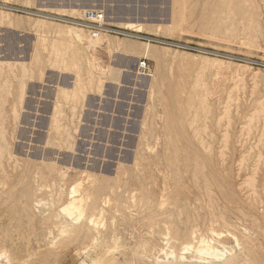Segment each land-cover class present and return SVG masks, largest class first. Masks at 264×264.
<instances>
[{
	"label": "rangeland",
	"instance_id": "rangeland-1",
	"mask_svg": "<svg viewBox=\"0 0 264 264\" xmlns=\"http://www.w3.org/2000/svg\"><path fill=\"white\" fill-rule=\"evenodd\" d=\"M84 9L100 13L101 21L88 20ZM263 22L264 0H0V62L7 74L0 76V264H264ZM200 98L210 112L200 114L195 129L180 132L174 123L191 116ZM195 168L196 185L188 182ZM174 172L183 174L188 196H181ZM248 180L252 189L243 185ZM162 188L178 194L156 212L149 205ZM79 196L84 212L77 223L76 214L59 210ZM198 237L210 238L212 253L222 255L182 251Z\"/></svg>",
	"mask_w": 264,
	"mask_h": 264
},
{
	"label": "bare ground",
	"instance_id": "bare-ground-1",
	"mask_svg": "<svg viewBox=\"0 0 264 264\" xmlns=\"http://www.w3.org/2000/svg\"><path fill=\"white\" fill-rule=\"evenodd\" d=\"M249 2V0H240V4H247ZM217 4V3H216ZM1 6H7V5H5V4H1ZM41 7V6H40ZM45 7V6H44ZM216 7H217V5H216ZM80 8V7H79ZM47 9V8H46ZM77 9V8H76ZM218 9V8H217ZM82 12V11H81ZM84 17L85 16H90L91 17V14H92V12H93V10H85L84 9ZM88 12V13H87ZM89 12H91L90 14H89ZM216 12H217V10H216ZM86 13V14H85ZM224 13V12H223ZM42 14V13H41ZM222 14V13H221ZM223 20V19H222ZM260 20V19H259ZM73 21V23L72 24H74V25H77V26H79V25H81V24H83V22H81V23H79L80 21H75V20H72ZM264 23V22H263ZM261 24V23H260ZM131 25V24H130ZM130 25L129 24H126L125 26L126 27H130ZM261 26H262V24H261ZM73 27V26H72ZM97 28H99V31H105L107 28L106 27H102V26H99V27H97ZM246 28V27H245ZM70 29V28H69ZM79 29H81V28H79ZM73 31H75V33H79V30H76V29H72ZM71 30V31H72ZM108 30V29H107ZM248 30V29H247ZM264 31V30H263ZM222 32V31H221ZM68 33H69V30H68ZM104 33V32H103ZM100 33H95V35L93 36V37H95V38H99V35ZM73 35H74V33H73ZM105 35V34H104ZM75 36H77V34H75ZM74 36V37H75ZM83 38V37H82ZM77 39V38H76ZM87 40V39H86ZM88 40H89V38H88ZM92 41H93V39H92ZM95 41V40H94ZM98 41V40H97ZM97 41H95L94 42V45H96L95 43H99V42H97ZM81 42V41H80ZM264 42V41H263ZM89 45V44H88ZM90 45H92V42L90 41ZM85 46V45H84ZM147 46V45H146ZM11 62V61H10ZM9 62V63H10ZM17 62V61H16ZM1 63V62H0ZM3 63H4V60H3V62L0 64V66H1V68H0V76H4V75H7V74H5L4 72H3V70H2V67H3ZM41 65H42V63H40ZM45 64V63H44ZM218 64V63H217ZM23 66H24V63L22 64ZM222 65V64H221ZM44 66V65H43ZM8 67V66H7ZM24 69H25V67H23ZM29 69V68H28ZM38 70H40V71H42L41 69H38ZM23 71V70H22ZM44 71V70H43ZM9 72V75L10 76H12V77H16V75H17V73H16V71L15 70H10V71H8ZM26 72V69L24 70V72H22L21 73V75L23 74V73H25ZM30 72H31V70H30ZM38 72V71H37ZM27 73V72H26ZM216 74V73H215ZM23 76L24 77H26L27 78V75L25 74H23ZM23 76H21L22 78H23ZM32 76V75H31ZM217 77V76H216ZM30 78H32V77H30L29 76V80H30ZM28 79V78H27ZM28 80V81H29ZM98 82V81H97ZM197 82V81H196ZM23 83V82H22ZM31 83H32V81H31ZM39 83V82H38ZM99 83V82H98ZM43 84V83H42ZM46 84V83H45ZM194 84H196V83H194ZM39 85V84H38ZM196 86V85H195ZM8 91H9V88H12V85L11 84H9L8 83ZM17 87V86H16ZM201 87H204V86H201ZM23 88H24V85H23ZM23 88L19 91V92H22V90H23ZM19 89V88H18ZM39 89V88H38ZM17 90V89H16ZM11 89H10V91H9V93H11ZM24 91H25V89H24ZM206 91V90H205ZM5 92V89L4 88H2L1 90H0V119L1 120H3L4 119V113H3V110H2V106H3V104L5 103V99H4V96H2V94ZM28 92V91H27ZM204 93H206V92H204ZM38 94V93H37ZM42 94V93H41ZM22 95H23V93H22ZM226 95H227V93H226ZM21 95H19V97H20ZM23 97V96H22ZM21 97V98H22ZM9 98V97H8ZM217 98V97H216ZM11 99V98H10ZM36 99V98H35ZM19 100H21V99H19ZM18 100V101H19ZM45 100V99H44ZM21 102V101H20ZM23 103V102H22ZM22 103H19V104H22ZM44 104H46V103H44ZM48 104V103H47ZM12 105H16V104H12ZM40 105V104H39ZM149 105V104H148ZM221 105H223V104H221ZM19 106V105H18ZM26 106V105H25ZM48 106V105H47ZM13 107H15V106H12V108ZM24 107V106H23ZM145 107H146V104H145ZM17 109H18V107H16ZM14 109V108H13ZM12 109V110H13ZM25 108H23V110H24ZM49 109V108H48ZM11 110V113H13L16 109H14L13 111ZM193 110V109H192ZM22 112H26V111H22ZM210 112V110H209V105L207 104V101L204 99V98H200L199 99V105H198V107H196V108H194V112H193V114L191 115V116H189L190 115V113H188L187 115H186V117L184 118V119H182V117H181V119H180V121H177L176 123H174V125L173 126H176L177 128H179V130H180V132H182V131H184V127H187L188 128V130H190V129H195L194 128V126L196 125L197 126V124H198V118H199V116H200V114H202V113H204V115H207V113H209ZM224 112V111H223ZM222 112V113H223ZM228 112V111H227ZM15 113H16V111H15ZM18 113H20V112H18ZM32 113V112H31ZM39 113V112H38ZM225 114V116L224 117H226V111L224 112ZM14 114V113H13ZM43 114V113H42ZM15 115V114H14ZM16 115H18V114H16ZM21 115V114H20ZM223 115V114H222ZM221 115V116H222ZM229 115H230V113L228 114V117H229ZM220 115L218 116L219 117V119H221L222 117H221ZM206 117V116H205ZM205 117H203V123H204V121H205ZM218 117L216 118V119H218ZM227 117V118H228ZM17 118V117H16ZM209 118H210V116H209ZM13 119V118H12ZM18 119V118H17ZM17 119H15V120H17ZM226 119V118H225ZM263 119V118H262ZM15 120H13V122L15 121ZM31 120V119H30ZM207 120V119H206ZM227 120V119H226ZM229 120V119H228ZM150 121V120H149ZM264 121V120H263ZM261 122V123H264V122ZM201 122V124H203ZM255 122H257V118H256V121ZM227 123H228V121H227ZM204 124H206V123H204ZM203 124V125H204ZM218 120H217V122H216V125L218 126ZM258 124V123H257ZM13 125H15V123L13 124ZM18 125V124H17ZM169 125V124H168ZM207 125V124H206ZM205 125V126H206ZM226 125H228V124H226ZM226 125H224V126H226ZM263 125V124H262ZM19 126H20V124H19ZM25 126H27V125H25ZM165 126V125H164ZM3 127V126H2ZM220 127V126H219ZM263 127H264V125H263ZM22 128V127H21ZM56 128V127H55ZM171 128V127H170ZM202 128V127H201ZM205 128V127H204ZM207 128V127H206ZM18 129H20L19 127H18ZM26 129V127L24 128V130ZM198 129H200L199 128V126H198ZM208 129V128H207ZM228 129V128H227ZM262 129H264V128H262ZM23 130V131H24ZM2 131V130H1ZM21 131V130H20ZM22 131V132H23ZM51 131V130H50ZM173 131V130H172ZM198 131V130H197ZM196 131V132H197ZM41 132V131H40ZM39 132V133H40ZM201 132V131H200ZM202 132H204V130L202 129ZM264 132V131H263ZM263 132H262V134H263ZM3 133V132H2ZM14 133V132H13ZM222 133V132H221ZM6 134V133H5ZM22 134V133H21ZM20 134V135H21ZM65 134H69L68 132H65ZM195 134V133H194ZM197 134H199V133H197ZM204 134V133H203ZM210 134V133H209ZM223 134V133H222ZM224 134H226V133H224ZM223 134V135H224ZM228 134V133H227ZM227 134H226V137L225 136H223L222 137V139H225L226 138V141H227V139H228V137H227ZM3 135V134H2ZM1 135V136H2ZM210 135H212V134H210ZM11 137H13V135H11ZM196 137V136H195ZM202 137V136H201ZM207 138V137H206ZM2 139H4L3 137H2ZM19 139V138H18ZM64 139L66 140V138L64 137ZM200 139H202V138H200ZM199 139V140H200ZM221 139V138H220ZM55 140V139H54ZM65 140H63V141H65ZM184 140V139H183ZM239 140V139H238ZM259 140H261V139H259ZM2 141V140H1ZM12 141V140H11ZM56 141V140H55ZM14 142V141H13ZM66 142H67V140H66ZM223 142H225L224 140H223ZM223 142H221L222 144H223ZM6 143V142H5ZM18 143H20V142H18ZM17 143V144H18ZM227 143V142H226ZM200 144V143H199ZM201 144L203 145L204 143L203 142H201ZM5 145V144H4ZM13 145V144H12ZM20 144H18V146H19ZM27 145V144H26ZM50 145V144H49ZM210 145V144H209ZM227 145V144H226ZM3 146V145H2ZM13 146H15V145H13ZM21 146L22 145H20V148H21ZM35 146V145H34ZM200 146V145H199ZM24 147H26V146H24ZM179 147V146H178ZM196 147V146H195ZM1 148V147H0ZM18 148V147H17ZM23 148V147H22ZM34 148V147H33ZM37 148H38V146H37ZM36 148V149H37ZM44 148V147H43ZM42 148V149H43ZM208 147H206V149H207ZM245 148V147H244ZM4 149V148H3ZM32 149V148H31ZM31 149H29L28 148V150H30L31 151ZM39 149H41V148H39ZM41 149V150H42ZM148 149V148H147ZM203 149V148H202ZM206 149H205V151H206ZM251 149V147H249V151H251L250 150ZM20 150V149H19ZM44 150V149H43ZM61 151H62V149H60ZM195 150H198L197 148L195 149ZM211 150V149H210ZM216 150V149H215ZM224 150V149H223ZM223 150H221L222 152H223ZM225 150H227V149H225ZM36 151V150H35ZM39 151V150H38ZM209 151V150H208ZM22 152V151H21ZM29 152V151H28ZM27 152V153H28ZM32 152H34V149H33V151ZM166 152H167V150H166ZM198 152H199V150H198ZM219 152V151H218ZM222 152H220L222 155H224ZM1 153V152H0ZM31 153V152H30ZM39 153L40 152H38V155H39ZM48 153H49V151H48ZM176 153V152H175ZM210 153H211V151H210ZM16 154V153H15ZM18 154V153H17ZM208 154H209V152H208ZM1 155V154H0ZM250 155V154H249ZM2 156V155H1ZM28 156V155H27ZM32 156V155H31ZM220 157H222L221 155H219ZM225 156V155H224ZM223 156V157H224ZM260 157L261 155L259 154V155H257V157ZM14 157V156H13ZM29 157V156H28ZM42 157V156H41ZM40 157V158H41ZM220 157H219V159H220ZM226 157V156H225ZM249 157V156H248ZM259 157H258V161H259ZM65 158V157H64ZM243 158V157H242ZM2 159V158H1ZM43 159H45V158H43ZM166 159V158H165ZM223 159V158H222ZM222 159H221V161H222ZM255 159H256V157H255ZM10 160V159H9ZM46 160V159H45ZM51 160V159H50ZM55 160V159H54ZM196 160V159H195ZM194 160V161H195ZM261 160V159H260ZM41 161V160H40ZM44 161V160H43ZM232 161V160H231ZM241 157H240V164H241ZM243 161H245L244 159H243ZM252 161V160H251ZM10 162V161H9ZM187 162V161H186ZM238 162V161H237ZM236 162V163H237ZM262 162V161H261ZM1 163V162H0ZM16 163H17V161H16ZM20 163V162H19ZM239 163V162H238ZM246 163V162H245ZM249 163V162H248ZM256 163H259V162H256ZM13 164V163H12ZM64 164V163H63ZM178 164H179V162H178ZM177 164V165H178ZM192 164V163H191ZM190 164V165H191ZM208 164V163H207ZM223 164V163H222ZM239 164V165H240ZM262 164V163H261ZM7 165V164H6ZM17 165V164H16ZM35 165V164H34ZM210 165V164H209ZM235 165V164H234ZM257 165V164H256ZM8 166H9V164H8ZM185 166V165H184ZM189 166V165H188ZM208 166V165H207ZM4 167H5V164H4ZM28 168H29V166H27ZM169 167V166H168ZM256 167H259L258 165L257 166H255V169H256ZM2 168V167H1ZM18 168H19V166H18ZM28 168H27V170H28ZM159 168V167H158ZM65 169V168H64ZM63 169V170H64ZM127 169V168H126ZM152 169V168H151ZM209 169H211V168H209ZM222 169V168H221ZM238 169H240V168H238ZM255 169L253 170L254 171V173L256 172L255 171ZM27 170H25L26 172H27ZM258 170V169H257ZM7 171H8V169H7ZM32 171V170H31ZM151 171V170H150ZM239 171H241V170H239ZM253 171H251V172H253ZM4 172V171H3ZM127 172H128V170H127ZM179 172V171H178ZM178 172H174V176H175V182H176V185H178V189L180 190V194H182L181 196H188L189 195V193H190V186L188 187V189L187 188H185L186 186L184 185V183H183V174H178ZM203 172H205L204 170H203ZM251 172H249V173H251ZM30 173V175H29V177L31 176V172H29ZM199 173V171L198 170H196V168L194 169V172H192V174L190 175V178L188 179V182H191V183H195V185L197 184V182H198V174ZM213 173V172H212ZM214 173H216V172H214ZM213 173V174H214ZM246 173V172H245ZM254 173H253V175H254ZM4 174V173H3ZM26 174H28V173H26ZM58 174V173H57ZM83 174V173H82ZM85 174V173H84ZM178 174V175H177ZM222 174V173H221ZM103 175V174H102ZM177 175V176H176ZM215 175V174H214ZM250 175V174H249ZM253 175H252V177H253ZM255 175H256V173H255ZM28 176V175H27ZM141 176V175H140ZM188 176V175H187ZM216 176V175H215ZM26 177V176H25ZM35 177H36V175H35ZM247 177H248V175H247ZM251 177V180H253V183H255V181H254V179ZM202 178L205 180V176H202ZM219 178V177H218ZM249 178V177H248ZM14 179V178H13ZM22 179H23V177H22ZM35 179V178H34ZM81 179V178H80ZM86 179V178H85ZM108 179H110V178H107L106 180H108ZM36 180V179H35ZM103 180H104V178H103ZM113 180V179H112ZM204 180H202L203 181V183H207L206 182V180L204 181ZM249 180H250V178H249ZM248 180V182H246V181H243L242 183H243V185L245 184V185H247L248 187L247 188H250L251 186L253 187L254 185L252 184V182H250ZM14 181V180H13ZM48 181V180H47ZM87 181V180H86ZM91 181H93V180H91ZM220 181H222V180H220ZM28 182V181H27ZM49 182V181H48ZM84 182H85V180H84ZM90 182V181H89ZM50 183V182H49ZM51 183H52V181H51ZM76 184H80V181H78V183H77V181L75 182ZM106 184H107V182H105ZM125 183V182H124ZM223 183V182H222ZM221 183V184H222ZM250 183L252 184V185H250ZM21 184V183H20ZM35 184V183H34ZM189 184V183H188ZM210 184V183H209ZM220 184V185H221ZM249 184V185H248ZM24 185H25V182H24ZM24 185H22V188H23V186ZM73 185H75V184H73ZM108 185V184H107ZM190 185V184H189ZM212 185V184H211ZM223 185V184H222ZM1 186V185H0ZM20 186V185H19ZM41 186H42V184H41ZM52 186H53V184H52ZM56 186H58L57 185V183H56ZM64 186V185H63ZM100 186V185H99ZM104 186V185H103ZM125 186V185H124ZM226 185L224 184V187H225ZM238 186H242V185H238ZM4 187V186H3ZM43 187H44V185H43ZM73 187V189H75L74 188V186H72ZM71 186H70V188H72ZM76 187H78L79 188V185L77 186L76 185ZM85 187V186H84ZM163 187V186H162ZM252 187H251V189H252ZM36 188V187H35ZM39 188V187H38ZM69 188V190H71ZM106 188V187H105ZM236 188H238V187H236ZM42 189V188H41ZM46 189H47V187H46ZM60 189V188H59ZM201 189V188H200ZM210 188L208 187V185L206 184V185H204V189H203V191H204V194H206V196H208V199H209V201H211V200H213L212 199V197H211V192L212 191H210L209 190ZM241 189H242V187H241ZM246 189V188H245ZM254 189V188H253ZM21 190V189H20ZM76 190V189H75ZM75 190H73L74 192H75V194L77 193L78 194V192H76ZM103 190H105V189H103ZM124 191H126L125 190V187H124V189H123ZM154 190L155 189H148L147 188V190L146 191H149V192H147L148 194H155V192H154ZM212 190V189H211ZM228 190V188H226V191ZM255 190V189H254ZM254 190H250V192L249 193H252V196H253V194H257V193H254V192H256V191H254ZM38 191V190H37ZM48 191V190H47ZM46 191V192H47ZM72 191V190H71ZM71 191H68V192H71ZM72 191V192H73ZM118 191V190H117ZM124 191H122V193H124ZM193 191V190H192ZM201 191V190H200ZM244 191V190H243ZM252 191H254V192H252ZM43 192H45V191H43ZM45 192V193H46ZM58 192V191H57ZM102 192H104V191H102ZM160 192V193H159ZM158 193L159 194H157V202L155 203V204H150L149 206L150 207H154L155 209H156V212H158V209L156 208V206L160 209V210H163L162 208H164V206H165V203H164V199H172V198H175L176 196H177V192L176 191H171V189H169V188H162L160 191H159ZM214 192V191H213ZM212 192V193H213ZM262 192V191H261ZM94 193H95V190H94ZM132 193V192H131ZM202 193V192H201ZM230 194H231V192H229ZM248 193V192H247ZM71 194V193H70ZM69 194V195H70ZM125 194H126V192H125ZM145 194V193H144ZM143 194V195H144ZM215 194H216V192H215ZM245 194V193H244ZM15 195V194H14ZM102 195V194H101ZM100 195V196H101ZM122 195H124V194H122ZM133 195V194H132ZM245 195H247V194H245ZM244 195V196H245ZM71 196V195H70ZM231 196V195H230ZM249 197H250V195H248ZM12 197H13V195H12ZM14 197H16V195L14 196ZM13 197V198H14ZM45 197H47L46 195H45ZM215 197H216V195H215ZM235 197V196H234ZM79 198H80V196H79ZM77 198L78 200H79V202L78 203H76V204H74V202L76 201V199L74 200V198H72V199H70V201L68 202L67 201V203L62 207V208H60L59 206H58V209L60 208L61 210H59L60 212L62 211L65 215H67V216H69V217H72V216H74L75 214V216H76V218H77V223H78V219L79 218H81L82 216H83V212H84V210H83V208L84 207H82L79 203L82 201V198ZM87 198V197H86ZM93 198H94V196H93ZM92 198V199H93ZM102 198H103V196H102ZM106 198H107V196H106ZM122 198V197H121ZM257 198H258V196H257ZM15 199V198H14ZM108 199V198H107ZM107 199H106V201L105 202H107ZM118 199H120V197L118 198ZM124 199V198H123ZM131 199H133V198H131ZM160 199V200H159ZM236 199L238 200V198L236 197ZM259 199V198H258ZM5 200H7V199H5ZM12 200V202H13V199H11ZM159 200V201H158ZM173 200V199H172ZM176 200H178V198L176 199ZM247 200H249L248 198H247ZM252 200H254L253 198H252ZM87 201V200H86ZM218 201V200H217ZM239 201V200H238ZM255 201V200H254ZM42 202H44V201H42ZM83 202V201H82ZM81 202V203H82ZM131 202H133V200H131ZM260 202V201H259ZM35 203V202H34ZM38 204L37 205H39V202H37ZM40 203H41V201H40ZM47 203V202H46ZM58 203V202H57ZM102 203V202H101ZM212 203V202H211ZM241 203V202H240ZM255 203V202H254ZM209 204H210V202H209ZM216 204V203H215ZM43 205V204H42ZM85 205H86V203H85ZM104 205V204H103ZM105 205H106V203H105ZM193 205V204H192ZM195 205V204H194ZM203 205H204V202H203ZM212 205V204H211ZM217 205V204H216ZM242 205V204H241ZM248 205V204H247ZM260 205V204H259ZM185 206V205H184ZM208 206V205H207ZM206 206V207H207ZM37 207V206H36ZM198 207V206H197ZM249 207V206H248ZM6 208V207H5ZM193 208V207H192ZM214 208V207H213ZM234 208V207H233ZM240 208H242V206L240 207ZM251 208V207H250ZM113 209V208H112ZM195 209V208H194ZM261 208H259V210H260ZM35 210H36V208H35ZM121 210V209H120ZM152 210V209H151ZM204 210V209H203ZM211 210V209H210ZM214 210V209H213ZM101 211V210H100ZM104 211V210H103ZM154 211V210H153ZM194 211V210H193ZM241 211V210H240ZM255 211V210H254ZM61 212V213H62ZM91 212V211H90ZM204 212H206V211H204ZM243 212L245 213V211L243 210ZM247 212V211H246ZM43 213V212H42ZM62 213V214H63ZM100 213H102V212H100ZM99 213V214H100ZM219 213H220V211H219ZM254 213H256V212H254ZM106 214V213H105ZM147 214V213H146ZM192 214V213H191ZM195 214H197L196 212H195ZM205 214V218H206V213H204ZM210 214V213H209ZM248 214V213H247ZM50 215V214H49ZM102 215V214H101ZM101 215H99V218H98V216H97V220L99 219V222H100V216ZM193 215V214H192ZM220 215H222V214H220ZM245 215H246V213H245ZM181 216V215H180ZM194 216V215H193ZM213 216V215H212ZM229 216V215H228ZM92 217V216H91ZM90 217V220H89V222L91 223V221H92V218ZM210 217V216H209ZM214 217V216H213ZM222 217H223V215H222ZM44 218V217H43ZM171 218V217H170ZM182 218V217H181ZM204 218V219H205ZM225 218V217H224ZM223 218V219H224ZM17 219V218H16ZM88 219H89V217H88ZM175 219V218H174ZM183 219V218H182ZM239 219H241V217L239 218ZM250 219V218H249ZM72 220H73V218H72ZM76 220V219H75ZM103 220V219H102ZM101 220V222H103ZM113 220V219H112ZM111 220V221H112ZM121 220V219H120ZM131 220V219H130ZM259 220V219H258ZM257 220V221H258ZM74 221V220H73ZM84 221H85V219H84ZM88 221V220H87ZM93 221H96V219L95 220H93ZM202 221V220H201ZM225 221V220H224ZM245 221V220H244ZM253 221H255V220H253ZM260 221V220H259ZM11 222V221H10ZM98 222V221H97ZM195 222V221H194ZM227 222V221H226ZM261 222V221H260ZM76 223V222H75ZM77 223H76V225H77ZM138 223V222H137ZM188 223V222H187ZM202 223V222H201ZM216 223H217V221H216ZM216 223H214L213 222V224H216ZM225 223V222H224ZM8 224V223H7ZM6 224V225H7ZM93 224H95L94 222H93ZM98 224V223H97ZM97 224H95V225H97ZM103 224V223H102ZM209 224V223H208ZM218 224V223H217ZM222 224V223H221ZM229 224V223H228ZM233 224V223H232ZM59 225H62V224H59ZM94 225V226H95ZM114 225V224H113ZM127 225V224H126ZM202 226H204L203 224H201ZM207 225V224H206ZM210 225H212L211 223H210ZM225 226H226V224H224ZM248 225V224H247ZM261 225V224H260ZM263 225V224H262ZM62 226H64V225H62ZM150 226V225H149ZM148 226V227H149ZM217 226V225H216ZM259 226V225H258ZM66 227V226H65ZM82 227V226H81ZM86 227H89V226H86ZM113 227V226H112ZM152 227V226H151ZM150 227V228H151ZM204 227H206V226H204ZM209 227H211V226H209ZM213 227V226H212ZM228 227V226H227ZM54 228H55V226H54ZM101 228V227H100ZM180 228H181V226H180ZM200 228V227H199ZM203 228V227H202ZM201 228V229H202ZM51 229V228H50ZM61 229V228H60ZM62 229H64V230H66L64 227L62 228ZM61 229V230H62ZM81 229V228H80ZM102 229H104V228H102ZM152 229V228H151ZM205 229V228H204ZM214 229V228H213ZM61 230H59V233L61 232ZM77 230V229H76ZM160 231L161 230H166V231H169V230H171V227H161L160 229H159ZM216 230V228L214 229V231ZM225 230H227V228L225 229ZM235 230V229H234ZM37 231V230H36ZM81 231V230H80ZM88 231V230H87ZM106 231V230H105ZM150 231V230H149ZM63 232V231H62ZM143 232V231H142ZM184 232V231H183ZM200 232V231H199ZM202 232V231H201ZM207 232H209V231H207ZM211 232V231H210ZM227 232V231H226ZM230 232V231H229ZM4 233V232H3ZM66 234V232H63V234ZM98 233V232H97ZM132 233V232H131ZM145 233V232H144ZM189 233L192 235L193 233H192V230L191 229H189ZM205 233V232H204ZM219 233H220V231H219ZM219 233H216L217 235H215V237H217L218 235L219 236H221V234H219ZM233 233V232H232ZM62 234V233H61ZM127 234H128V232H127ZM202 234V233H201ZM212 234H214V233H212ZM226 234H230V233H226ZM235 234V233H234ZM256 234V233H255ZM80 235H81V232H80ZM113 235V234H112ZM132 235V234H131ZM167 234H165V236H166ZM223 235H225L224 233H223ZM222 235V236H223ZM231 235H233V234H231ZM230 235V236H231ZM236 235V234H235ZM59 236H61V235H59ZM91 236V235H90ZM99 236V235H98ZM98 236H97V238H98ZM130 236V235H129ZM157 236V235H156ZM164 236V235H163ZM164 236V237H165ZM194 236H195V238L197 237V234H195L194 233ZM245 236V235H244ZM1 237V236H0ZM51 237H52V235H51ZM80 236H78L77 238H79ZM85 237H86V239H87V237L88 236H86V233H85ZM113 237V236H112ZM131 237V236H130ZM129 237V238H130ZM138 237V236H137ZM162 237V236H161ZM167 237V236H166ZM193 237V236H192ZM214 237V238H215ZM253 237V236H252ZM93 239H94V235H93V237H92ZM96 238V237H95ZM103 238V237H102ZM109 238V237H108ZM111 238V237H110ZM132 238V237H131ZM130 238V239H131ZM139 238V237H138ZM198 238H200V237H198ZM202 238V237H201ZM200 238V240H199V242H198V244L197 245H195V244H192L191 243V241H185L183 244L184 245H182V246H180V248L182 249H184L185 250V252H186V250L187 249H191V248H193V251L196 253V254H201V255H203L204 257L207 255V254H210L211 256H213L214 255V258L215 259H217V258H219L218 256H219V254H221V251H220V253H218L217 254V249H215L214 247V249L217 251V252H215V250L213 251V252H215L216 254H214V253H212V249H211V247H210V245L208 244V242L209 241H211L210 240V238H209V241L207 240V242L204 240L205 238H202L201 239ZM47 239V238H46ZM57 239V238H56ZM89 239V238H88ZM93 239H92V241H93ZM99 239V238H98ZM113 238H111V240H112ZM118 239V238H117ZM194 239V237L192 238V240ZM213 239V238H212ZM228 239H230V238H228ZM232 239H235L234 237L232 238ZM82 240H85V238H83ZM106 240V239H105ZM131 240H133V239H131ZM215 240V239H214ZM245 240V239H244ZM53 241H55V239L53 240ZM91 241V242H92ZM96 241V240H95ZM95 241H93V242H95ZM127 241V240H126ZM175 241V240H174ZM173 241V242H174ZM193 241H196V240H193ZM90 242V243H91ZM92 242V243H93ZM98 242V241H97ZM100 242V241H99ZM133 242V241H132ZM135 242V241H134ZM164 242H166V240L164 241ZM236 241H234V243H235ZM53 243V242H52ZM91 243V244H92ZM125 243V242H124ZM211 243H212V241H211ZM210 243V244H211ZM223 243H224V241H223ZM23 244H24V242H23ZM96 244V243H95ZM100 244V243H99ZM93 245H94V243H93ZM97 245V244H96ZM109 245V244H108ZM159 245V244H158ZM167 245V244H166ZM181 245V244H180ZM212 245V244H211ZM234 245H236V244H234ZM99 246V245H98ZM103 246V245H102ZM144 246V245H143ZM220 246V245H219ZM101 247V246H100ZM113 247H116V245L115 246H113ZM129 247V246H128ZM236 247H237V245H236ZM235 247V248H236ZM12 248V247H11ZM32 248V247H31ZM94 248H95V246H94ZM134 247H132V249H133ZM164 248H166V246L164 247ZM87 249H89L88 247H87ZM87 249H84V250H87ZM93 249V248H92ZM91 249V251L93 252V250ZM96 249V248H95ZM106 249V248H105ZM118 249V248H117ZM120 249V248H119ZM182 249V251H184ZM220 249V248H219ZM223 249V248H222ZM230 249V248H229ZM237 249H238V247H237ZM4 250V249H3ZM110 250H111V248H110ZM115 250V249H114ZM131 250V249H130ZM160 251H161V249H159ZM231 250V249H230ZM1 251V250H0ZM113 251V250H112ZM116 251V250H115ZM182 251H180L181 253H182ZM223 251H225L224 249H223ZM238 251V250H237ZM1 252H3V251H1ZM105 252V251H104ZM107 252H109L108 250H106V255H108L109 253H107ZM111 252V251H110ZM130 252H132V251H130ZM163 251H161V253H162ZM227 252V251H226ZM231 252H232V250H231ZM94 253H95V250H94ZM129 253V252H128ZM135 253V252H134ZM152 253V252H151ZM157 253V252H156ZM173 253V252H172ZM170 254L169 252L167 253V254H169V256H171L172 257V259H173V254ZM206 253V254H205ZM223 253V252H222ZM0 254H2V253H0ZM30 254V253H29ZM90 254V253H89ZM92 254V253H91ZM231 254H233V253H230L229 254V257H228V259L230 258V255ZM141 255V254H140ZM159 255V254H158ZM222 255V254H221ZM2 256V255H1ZM7 256V255H6ZM5 256V259L4 260H7L6 257ZM104 256V255H103ZM118 256H120L119 254L117 255V257ZM162 256V255H161ZM166 256V255H165ZM164 256V257H165ZM202 256V257H203ZM208 256V259H209V255H207ZM206 256V257H207ZM210 256V257H211ZM116 257V258H117ZM155 257V256H154ZM183 256L182 255H179V258H181V259H183L182 258ZM190 257V256H189ZM217 257V258H216ZM157 258V257H156ZM155 258V259H156ZM222 259L224 258L223 256L221 257ZM1 259V258H0ZM108 259V258H107ZM149 259V258H148ZM158 259V258H157ZM180 259V260H181ZM194 258H192L191 260H193ZM197 259V258H196ZM212 259V258H211ZM94 260V259H93ZM102 260H105V259H102ZM102 260H101V263H102ZM158 260H160V259H158ZM163 261H164V259H162ZM165 260H166V258H165ZM174 260V259H173ZM184 260V259H183ZM203 260V258L201 259V261ZM225 260H227V259H225ZM45 261H46V259H45ZM108 261V260H107ZM163 261H161V262H163ZM196 261H199V260H196ZM91 262V261H90ZM93 262V261H92ZM114 262H115V260H114ZM113 262V263H114ZM170 262V261H169ZM204 262V261H203ZM205 262H206V260H205ZM232 260H229V261H227V263H225V264H232ZM48 263V262H47ZM106 263V262H105ZM104 263V264H105ZM118 263V262H117ZM171 263V262H170ZM8 264V263H7ZM94 264V263H93ZM100 264V263H99Z\"/></svg>",
	"mask_w": 264,
	"mask_h": 264
},
{
	"label": "built area",
	"instance_id": "built-area-1",
	"mask_svg": "<svg viewBox=\"0 0 264 264\" xmlns=\"http://www.w3.org/2000/svg\"><path fill=\"white\" fill-rule=\"evenodd\" d=\"M87 13H88V12H87ZM90 13H91V12H89V14H90ZM87 18H88V20H91V21L94 20V22H95V21H101L102 16H101L100 13L93 11L92 14H91V17L88 16ZM83 24H84V23H83ZM91 26H93V25H91ZM140 68H141V69H144V65H143V63L141 64V67H140Z\"/></svg>",
	"mask_w": 264,
	"mask_h": 264
}]
</instances>
